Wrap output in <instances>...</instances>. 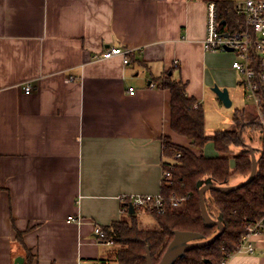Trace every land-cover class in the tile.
<instances>
[{
  "label": "crops",
  "instance_id": "1",
  "mask_svg": "<svg viewBox=\"0 0 264 264\" xmlns=\"http://www.w3.org/2000/svg\"><path fill=\"white\" fill-rule=\"evenodd\" d=\"M207 1L0 0V264L110 258L95 229L128 218L121 197L161 193L166 137L190 147L162 81L202 105L214 84L242 85L234 54L199 42ZM111 47L130 64L93 62ZM252 242L228 263L264 264V233Z\"/></svg>",
  "mask_w": 264,
  "mask_h": 264
},
{
  "label": "trees",
  "instance_id": "2",
  "mask_svg": "<svg viewBox=\"0 0 264 264\" xmlns=\"http://www.w3.org/2000/svg\"><path fill=\"white\" fill-rule=\"evenodd\" d=\"M208 1L216 3L222 34L242 29L244 18L237 15L235 1ZM161 86L171 94V128L176 134L187 138L190 147L175 144L169 137L164 139L163 168L170 172V177L163 179L160 194L166 205V213L135 211L128 218L105 227L104 240L113 241L114 247L110 258L101 263L147 264L149 249L153 263L159 264L176 231L199 233L203 240L216 236L218 227L204 223L199 189L207 181L226 187L236 177L245 180L249 177L252 159L244 139V133L248 132L250 140L258 139L261 143V148L255 149L259 159L255 179L230 193L216 190L206 192L207 211L214 220L222 217L224 233L211 246L188 251L176 262L221 264L235 254L247 227L264 218V127L258 116L251 120L244 110H236L231 128L207 136L204 107L197 99L188 96L187 83L167 75ZM209 142L218 156L208 157L204 154L203 150ZM176 201L181 203L178 209L172 207ZM144 212L151 216L152 228L141 227L137 213ZM17 236L20 241L22 233Z\"/></svg>",
  "mask_w": 264,
  "mask_h": 264
},
{
  "label": "built area",
  "instance_id": "3",
  "mask_svg": "<svg viewBox=\"0 0 264 264\" xmlns=\"http://www.w3.org/2000/svg\"><path fill=\"white\" fill-rule=\"evenodd\" d=\"M236 6V13L244 18V25L239 31L222 34L216 3L207 1L206 30L204 37L199 42L206 51L227 52L228 49H232L233 53L240 58L233 63V68L244 75L242 86L246 97L254 105L257 116L264 127V0H239ZM132 52L131 49L111 47L101 54L95 55L93 62H103L121 57L123 63L129 65V55ZM151 87H155V85L151 83ZM31 91L32 88L27 85L26 93L30 94ZM129 92L131 95L135 94L134 89H130ZM169 177L170 172L164 171L163 179ZM121 202L123 212L127 214H130V207H133L135 211L149 210L158 214H165L167 211L161 194L124 196L121 197ZM180 205L181 203L176 201L173 202L172 207L178 209ZM70 220L74 221L75 219ZM262 233H264V218L247 227L235 254L254 253L255 246L252 237ZM95 234L102 243L108 246L114 245L113 241L104 240L105 233L102 228L97 227ZM228 262L229 260H226L221 264H229Z\"/></svg>",
  "mask_w": 264,
  "mask_h": 264
},
{
  "label": "water",
  "instance_id": "4",
  "mask_svg": "<svg viewBox=\"0 0 264 264\" xmlns=\"http://www.w3.org/2000/svg\"><path fill=\"white\" fill-rule=\"evenodd\" d=\"M227 52H233V50L228 49ZM213 91L216 93L219 100L226 107H231L232 102L230 100L229 92L227 91V89H220L219 87L215 86L213 88ZM246 146H247V150H249L251 154L252 171L249 177L244 182L236 184V185L219 187L215 185L212 181H207L199 189L201 212H202L204 223L206 226H217L218 227L217 235L209 240H203V236L199 233L176 231L172 242L168 246L159 264H176V262L180 258H183L188 251H191L197 248H202V247H209L217 240L219 236H221L224 233L225 227L222 223V217H219V219L217 220L212 219V217L209 215L207 211L204 196L206 192L209 190H216L222 193H230L252 182L255 179L257 175L259 159H257L256 157L255 149L249 145H246ZM130 214L131 215L135 214V210L133 207H130ZM146 260H147V264H154L152 261L149 249L147 251ZM22 263H23L22 258H17L15 261V264H22Z\"/></svg>",
  "mask_w": 264,
  "mask_h": 264
},
{
  "label": "rangeland",
  "instance_id": "5",
  "mask_svg": "<svg viewBox=\"0 0 264 264\" xmlns=\"http://www.w3.org/2000/svg\"><path fill=\"white\" fill-rule=\"evenodd\" d=\"M230 55L235 56V60H240V58L233 52H227ZM237 81L243 82L244 75L240 72H237ZM214 86L219 87L220 89H227L229 92V97L232 102L231 107H226L213 93L211 90L208 91V96L205 100H203L204 110H205V134L207 136H211L215 134L217 131L226 130L232 127L234 122V114L236 110H244L248 117L251 120H255L257 118V112L254 105L247 99L245 90L243 86L238 83L233 87H223L221 85L214 84ZM211 91V92H210ZM244 139L246 141V145L253 147L254 149H260L261 143L260 140H250V136L248 132L244 133ZM204 153L211 156H218V152L214 149L211 142H209L205 148ZM258 155V152H257ZM240 177H236L231 184L236 185ZM137 216L141 218V227L143 228H152L153 224H150L152 221L151 216L145 217L142 213H137ZM116 264V263H113Z\"/></svg>",
  "mask_w": 264,
  "mask_h": 264
}]
</instances>
